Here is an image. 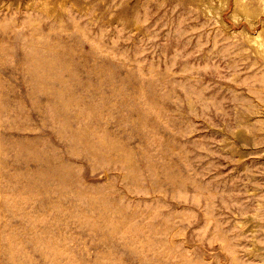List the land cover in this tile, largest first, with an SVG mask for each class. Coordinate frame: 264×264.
<instances>
[{"label": "rangeland", "instance_id": "obj_1", "mask_svg": "<svg viewBox=\"0 0 264 264\" xmlns=\"http://www.w3.org/2000/svg\"><path fill=\"white\" fill-rule=\"evenodd\" d=\"M0 264H264V0H0Z\"/></svg>", "mask_w": 264, "mask_h": 264}]
</instances>
